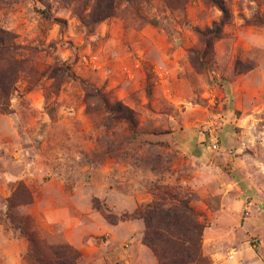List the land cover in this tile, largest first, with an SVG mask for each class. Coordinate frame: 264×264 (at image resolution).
Returning a JSON list of instances; mask_svg holds the SVG:
<instances>
[{"label":"rangeland","instance_id":"1","mask_svg":"<svg viewBox=\"0 0 264 264\" xmlns=\"http://www.w3.org/2000/svg\"><path fill=\"white\" fill-rule=\"evenodd\" d=\"M96 2L0 0V30L19 47L0 32L14 88L0 105V264H33L19 226L73 245L78 264H158L137 212L164 195L200 215L205 264H264V0H225L199 63L191 50L221 20L215 4L118 0L92 22ZM65 61L79 79L51 77ZM83 82L131 108L138 132Z\"/></svg>","mask_w":264,"mask_h":264},{"label":"trees","instance_id":"2","mask_svg":"<svg viewBox=\"0 0 264 264\" xmlns=\"http://www.w3.org/2000/svg\"><path fill=\"white\" fill-rule=\"evenodd\" d=\"M118 0H97L94 11L91 13V21L97 22L113 15ZM133 0H127L130 2ZM170 9L184 8L185 0H161ZM215 4L222 11L220 21H215L213 25L199 31L203 48L200 51L191 50V59L194 63H199V54L205 55L211 52L215 39L222 36L223 23L229 16L225 0H207ZM154 25H159L157 20H151ZM2 32V42L8 51L19 53V47L13 43V35L9 31ZM21 64L23 59L21 58ZM12 73L8 72L0 76V105L7 107L11 95L14 92ZM60 74L79 79L72 70V65L65 61L60 66L54 67L50 75L56 78ZM87 99L92 97L100 100L109 112V118L113 121H123L128 125V129L137 133V119L134 111L121 102L110 103L101 91L88 83L83 82ZM19 187H23L19 185ZM9 210L12 207V200H9ZM93 206L100 210L105 218L115 223L117 218L107 210L98 200H93ZM138 216L145 222V232L143 242L150 246L158 258V264H205L206 258L202 252V236L204 223L200 215L189 204L187 198L171 197L164 195L156 201L149 203L139 209ZM22 233L29 241V250L26 259L33 264H78L81 252L68 243L47 244L38 239L34 233H30L24 226H19Z\"/></svg>","mask_w":264,"mask_h":264},{"label":"crops","instance_id":"3","mask_svg":"<svg viewBox=\"0 0 264 264\" xmlns=\"http://www.w3.org/2000/svg\"><path fill=\"white\" fill-rule=\"evenodd\" d=\"M239 198H241V196H239L237 199H239ZM233 203V202H232ZM234 205H235V203H234ZM236 206V205H235Z\"/></svg>","mask_w":264,"mask_h":264}]
</instances>
